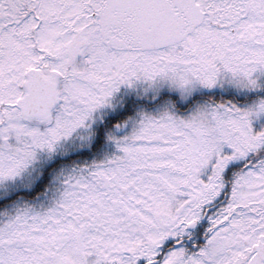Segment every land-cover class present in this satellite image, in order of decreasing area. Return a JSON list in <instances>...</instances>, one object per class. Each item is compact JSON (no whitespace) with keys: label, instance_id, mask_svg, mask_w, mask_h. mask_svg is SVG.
Wrapping results in <instances>:
<instances>
[{"label":"snow or ice","instance_id":"6c2138e0","mask_svg":"<svg viewBox=\"0 0 264 264\" xmlns=\"http://www.w3.org/2000/svg\"><path fill=\"white\" fill-rule=\"evenodd\" d=\"M0 264H264V0H0Z\"/></svg>","mask_w":264,"mask_h":264},{"label":"trees","instance_id":"16d2710c","mask_svg":"<svg viewBox=\"0 0 264 264\" xmlns=\"http://www.w3.org/2000/svg\"><path fill=\"white\" fill-rule=\"evenodd\" d=\"M107 143H103L102 139H98L93 146L91 147V149H85L84 152L86 153V155L88 156V158H90L91 156H93L96 152H98L100 150L101 145H106Z\"/></svg>","mask_w":264,"mask_h":264},{"label":"rangeland","instance_id":"374dc122","mask_svg":"<svg viewBox=\"0 0 264 264\" xmlns=\"http://www.w3.org/2000/svg\"><path fill=\"white\" fill-rule=\"evenodd\" d=\"M104 143V142H103ZM111 150V145H109V144H106V145H101V147H100V150L98 151V152H96L94 155H97V154H100V153H102L103 151H110ZM93 155V156H94ZM93 156H91L90 158H92Z\"/></svg>","mask_w":264,"mask_h":264}]
</instances>
